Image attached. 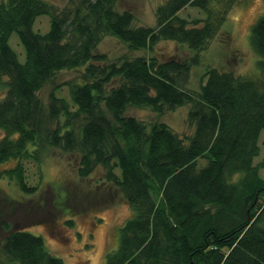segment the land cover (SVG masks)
I'll return each instance as SVG.
<instances>
[{"label": "trees", "instance_id": "trees-1", "mask_svg": "<svg viewBox=\"0 0 264 264\" xmlns=\"http://www.w3.org/2000/svg\"><path fill=\"white\" fill-rule=\"evenodd\" d=\"M119 1L0 2V165L12 164L0 179L17 193L37 195L42 180L30 185L24 163L42 165L49 149L69 154L80 179L100 172L94 191L120 193L134 212L105 264H264V157L255 162L264 131V14L250 37L258 73L237 75L211 63L194 94L180 82L223 29L229 25L232 33L235 0H165L156 30L133 29L134 13L117 11ZM188 6L206 19L181 17ZM41 16L51 19L46 33L34 30ZM108 34L132 51L168 41L191 54L110 63L99 51ZM68 71L79 72V80L54 83L44 102L39 93ZM63 87L70 100L57 96ZM186 106L190 135L128 115L137 109L163 116ZM2 198L22 206L11 194ZM0 216V264H65L43 236L11 225L4 209Z\"/></svg>", "mask_w": 264, "mask_h": 264}, {"label": "rangeland", "instance_id": "rangeland-1", "mask_svg": "<svg viewBox=\"0 0 264 264\" xmlns=\"http://www.w3.org/2000/svg\"><path fill=\"white\" fill-rule=\"evenodd\" d=\"M51 1L64 6L69 0ZM164 1L120 0L116 10L119 12L130 10L134 13L133 29L147 27L156 30V10ZM73 4H78V0H74ZM263 14L264 0H235L228 20V22L232 20L230 25L232 33H229V25L222 30L220 36L204 53L202 63L190 68L189 74L180 82V88L194 94L199 93L205 67L211 63L212 66L231 68L237 75H256L258 73L256 62L259 58L251 50L250 37L254 24ZM180 16L193 22L206 19L204 12L192 6L184 9ZM50 22L49 16H41L37 19L34 30L46 33L50 29ZM11 44L23 61L24 49L17 34L12 35ZM237 49L238 56L235 55ZM99 51L107 55L110 63L118 64L136 57L159 56L161 59H168L174 56L185 59L191 54L183 45L168 41H161L153 51H132L109 34L104 36ZM78 75L77 71L58 74L55 81L39 93L40 97L47 102L54 83L75 82L79 80ZM57 96L69 98L68 88L63 87L57 92ZM188 109L186 106L163 116L149 110L130 109L128 115L154 123L164 122L181 135H190L193 128L188 124ZM263 140L264 131L259 140L262 151L260 157L255 160L256 163L262 161L264 157ZM71 162L69 154L56 149L48 150L40 166L30 161L25 162L24 169L29 184L38 185L42 180L40 191L32 197L24 196L11 188L8 180L0 179L1 195L11 194L22 204L21 208L16 210L17 202H14L16 205L4 204L0 196V209H4L5 215L6 213L10 215L8 221L11 225L43 236L48 250L64 259L65 264H105L107 255L118 249L120 228L132 218L134 212L120 193L116 194L114 190L97 193L94 191L96 185H99L100 172L87 180L80 179ZM11 165H0V171ZM200 166H205V163L201 162ZM261 175L264 177V170L261 171ZM1 220L0 216V223ZM68 220L73 221L72 227L66 224ZM3 237L4 232L0 225V240Z\"/></svg>", "mask_w": 264, "mask_h": 264}]
</instances>
